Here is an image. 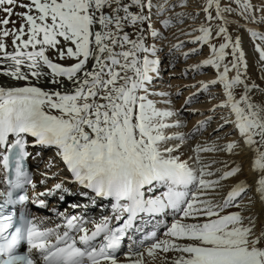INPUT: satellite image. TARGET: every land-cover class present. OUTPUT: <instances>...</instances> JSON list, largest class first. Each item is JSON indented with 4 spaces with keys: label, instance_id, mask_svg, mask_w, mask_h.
<instances>
[{
    "label": "snow or ice",
    "instance_id": "obj_1",
    "mask_svg": "<svg viewBox=\"0 0 264 264\" xmlns=\"http://www.w3.org/2000/svg\"><path fill=\"white\" fill-rule=\"evenodd\" d=\"M214 4L216 17L221 18L219 0H207L204 11L207 13ZM131 5L141 9L152 7L150 0L147 5L143 0H131ZM240 6L245 10L250 8L247 0ZM17 8L24 11H15ZM129 9L122 0H27V3L0 0V13H3L0 16V59L8 62V71L3 75L17 81L50 75V82L64 89L46 91L31 84L0 87V148L8 153L2 156V167L7 170L12 166L15 172V179L9 180V184L19 187L30 182L23 171V161L29 156L25 137H32L36 144L56 149L76 183L97 196L113 197L116 201L113 210L128 213L122 227L110 229L104 220L95 225L90 235L76 223L77 217L68 218L67 230L63 235L56 234L55 243H51L49 237L53 230L41 231L30 221L8 233L13 228V219L4 213V206L10 202L5 199L0 203V264H34L29 257L13 254L25 233L29 245L43 253L44 264H118L115 253L137 213H159L169 208L182 216L168 228L165 233L168 239L153 243L145 250L147 256L155 259L158 251H173L180 255L171 264H264V247H258L264 243V233L250 239L255 235L254 225L244 226L238 212L221 216L210 201L200 200L195 193L189 200V193L179 190L196 184L198 193H202L219 181L205 180L203 177L212 173L203 169L198 179L187 162L172 155L179 146H166L169 141H183L184 137L166 135V129L179 126L166 122L174 113L158 109L148 99L150 73L157 71L159 61L149 59L148 55L141 58V53L154 56L155 48L146 47L142 35L134 40L123 31L126 23L135 26L148 19ZM160 10L163 11L162 6ZM13 16L20 22L9 29L8 25L17 24L11 19ZM208 19H212L211 15ZM164 24L167 26L168 21ZM198 31L201 35L191 43L208 44L212 35L210 29L201 26ZM221 34L225 42L219 48L211 46L212 55L201 66L221 67L225 50L230 47L224 27L216 33ZM152 35L155 37L157 33L153 31ZM251 35L264 40V36L257 33ZM9 36L12 52L6 50L5 39ZM60 38L71 46L61 50ZM117 48L120 50L116 51ZM232 48L231 67L237 68L236 61H243L242 53L236 55L239 42ZM49 49L56 50L60 60L67 58L75 63L67 67L54 63L46 55ZM257 51L264 61V49L257 47ZM42 67L48 71H40ZM24 68L28 71H22ZM229 71L224 65L223 71L210 83L222 85L225 100L219 107L228 108L234 114L235 129L256 157L254 169L264 173V105L251 103L247 95L235 99L233 89L244 81L239 71L229 79ZM65 80L70 82V87L65 85ZM208 87V84L203 85L204 90ZM248 91L250 89L245 87V93ZM235 147L230 143L226 150L231 152ZM214 150L199 145L192 149L197 154V162L200 152ZM238 170L224 173L221 179L234 176ZM154 181L167 186V192L163 198L143 200L141 188ZM257 184V191L264 199V175ZM55 187L60 189L61 185ZM242 191L243 185L234 187L221 211L232 206ZM201 216L207 218L205 222H198ZM72 231L83 234L77 240L70 235ZM101 236L102 242L94 243ZM128 258L131 264H144L142 253H129Z\"/></svg>",
    "mask_w": 264,
    "mask_h": 264
},
{
    "label": "rangeland",
    "instance_id": "obj_2",
    "mask_svg": "<svg viewBox=\"0 0 264 264\" xmlns=\"http://www.w3.org/2000/svg\"><path fill=\"white\" fill-rule=\"evenodd\" d=\"M247 2L250 8L245 10L240 6L243 0H240V3L237 0H219V6L222 10L221 18L215 16V4L207 13L204 11L207 7V0H150L152 7L145 6L141 9V13L148 17L141 24L147 31L145 46L156 50L154 56L142 53L141 58L148 55L149 59L159 61L156 66L157 71L150 73L152 83L149 85L150 95L148 99L153 101L158 109L174 113L173 116L166 118V122L172 125L178 124L179 126L166 129V135H182L184 137L183 141H169L166 146L173 147L178 144L179 152L183 151L190 154L194 164L189 167L198 179L200 178L199 172L203 169L205 172L212 173V175L204 176L205 180L219 181L212 189L205 190L202 193H198L196 184L190 185L188 191L190 195L187 199L190 200L194 193L198 194L200 200L210 201L215 209L223 205L224 200L227 198L228 194L224 192V189L228 187V179L242 173V168L238 165V158L235 155L241 153L244 148L250 149L232 123L235 119L234 114L228 108L219 107L225 100L222 85H212L210 83L217 78L218 72L223 71L224 65H227L230 69L229 79L236 76V68L231 67L233 55L230 59L229 53L233 51L232 45H235L237 41L239 42V51L236 55L239 56L241 53L243 56L245 53L250 55L249 60L252 59L258 71L261 72L262 76L259 77V80L261 84L263 83L262 87H264V61L260 60L257 51V47L264 49V40L251 35L257 33L258 36H264V0H247ZM143 3L147 5L149 0H143ZM161 6L163 7L162 12L160 10ZM225 8L230 9L232 15L225 16L223 13ZM209 15L212 19H208ZM165 20L168 21L167 26L164 24ZM149 24L151 27H149ZM201 26L208 27L212 32L209 43H191L192 40L201 35L198 31ZM220 27H224L227 30V35L230 33L232 37H229L230 47L225 50V60L219 69L211 66H201L204 60L211 57V46L217 45L215 47L219 48V45L225 42L223 34L216 35ZM153 31L157 33V36L152 35ZM241 39L245 44L243 46L240 44ZM60 40L64 46H71L63 42L62 38ZM177 45L179 47H176ZM55 52L54 49L46 51V55L54 63L58 62L65 65L67 62H72L67 58L60 60L59 57L54 56L53 53ZM251 62L249 63L251 64ZM204 84L209 85L207 90L203 89ZM249 89L251 92L257 91L259 93L261 91L255 86ZM235 99L239 100L240 97L236 96ZM201 124L203 127H201ZM230 143H234L236 147L228 152L226 146ZM198 145L215 150L200 152L199 162H197V154L192 149ZM54 151L56 152V149H53V152L42 153L41 159L44 163L41 169L44 166H47V169H44L47 171L48 168L55 169L52 168L53 161L50 162V159L56 157H48V155H54ZM227 154H230V156H226ZM234 169H239L234 176L221 179L224 173ZM164 186L162 184L163 191L167 187ZM255 195L244 189L232 202V206L227 208L232 210L231 213L245 212L246 218L244 217L243 223L255 222L252 215L255 206ZM259 196L261 195L259 194ZM237 209L241 210L236 211ZM171 211L173 210L171 209ZM162 234L163 237L160 240L168 239L165 233Z\"/></svg>",
    "mask_w": 264,
    "mask_h": 264
},
{
    "label": "bare ground",
    "instance_id": "obj_3",
    "mask_svg": "<svg viewBox=\"0 0 264 264\" xmlns=\"http://www.w3.org/2000/svg\"><path fill=\"white\" fill-rule=\"evenodd\" d=\"M22 2L27 3V0H22ZM122 3L128 4L130 6L129 10L133 14H137V15L142 14L141 13V7L138 5H131V0H122ZM15 11H24V10L17 8V9H15ZM223 13L225 16L232 15V13L230 11H223ZM2 15H3V13H0V16H2ZM120 15L123 16L124 13L121 12ZM143 15H144V13H143ZM213 15H215V14H213ZM11 19L17 21V24L16 25H12V24L8 25L9 29H11L14 26H18V24L20 22L19 18L16 16H13ZM138 29H142L143 31L139 32ZM123 31L128 33L130 38L134 39V40L137 39L138 36L142 35L144 42H145L147 31H145L144 27L141 24H137V25L133 26L131 24L126 23ZM228 37H231L230 33H229ZM25 39H26V37H25ZM11 40H12L11 36H9L8 38L5 39V43L7 46L6 50L8 52L13 51V45L11 43ZM241 41H242L240 43L241 46L245 45L243 42V39H241ZM68 45H70V44H68ZM215 46H217V45H215ZM66 47H68V46H64V44L60 45L61 50L66 49ZM119 50H120L119 48L116 49V51H119ZM53 54L55 57H59L57 52H55ZM141 55H142V53L140 54V56ZM249 56L250 55L248 53H245L243 56L242 62L236 61V63H237L236 70L239 71L241 79L244 81V83L238 87L236 86L233 89V95L235 97L236 96L241 97L243 95H247L249 97L251 103H253L255 105H264V87H262L263 83L261 84V81L259 80V77H261L262 75L260 74L261 72L258 71L257 66L254 65L255 62L253 63L252 59L249 60V58H248ZM231 57H232V52L229 53V58L231 59ZM231 61H233V58L231 59ZM249 62H251V64ZM7 63L8 62L4 61L3 59H0V87H5V88H7V87H20V86H26L27 84H31L33 86L40 87L46 91H52V90L63 91L64 90V89L60 88L59 85H56V84H53L50 82V80H51L50 75L47 77H42L41 79H36L34 77H30L29 81L13 80L8 76L3 75V72L8 71ZM73 63H75V61L72 60V62H67V63H65V65H62V66H66V67L71 66V64H73ZM22 71L27 72L28 70L26 68H24V69H22ZM40 71L47 72L48 69L42 67L40 69ZM237 71H236V75H237ZM65 85L69 86V87L71 86L70 82H68L66 80H65ZM254 86H255V88H257L261 91L259 93L257 91L256 92L248 91L247 93H245V87H247L249 89V88H252ZM25 140H26V142H29V141L35 142L34 138H32V137H26ZM47 148H54V147H44V146H40L38 144H35V146L32 148H29V150H30L31 154H35L37 150L42 151V150H45ZM244 149H243V151H241V153L235 155L236 158H238V165L242 168V171H241L242 173L237 174L236 177H231L228 179V185H227L228 187H226L224 189L225 190L224 192L226 194H228L237 185H243L244 189H247V190L251 191V193L256 194L255 200H254L255 206H254V209L252 211V215H253L255 222L243 223L244 226H253L254 225L253 233L255 235L250 237V239H255V238L261 236V233H264V199H261V196L258 197V195L260 193L257 191V187H258L257 181L259 180L261 175H264V173L259 172L258 170L254 169V167H253L254 160L256 158L254 155L253 149L252 148H250V149L244 148ZM180 151H181V149H180ZM54 153H55L54 155H48V157H50V158L56 157L57 160L55 158V162L59 163L61 161L60 164H62V166H65V168H67L66 165H64V163L60 159V157L56 154L57 152H54ZM172 155L179 156L180 160L182 162H187L188 166H191L194 164V161L191 160L190 154H186L183 151L174 152V153H172ZM226 156H230V154H227ZM37 178L40 179V174L38 175ZM153 184L152 185H145L144 187L141 188L140 191L143 193V196H142L143 200L147 201V200H154L157 198H163L164 193H166L168 190L166 187L165 188L166 190L163 191L162 184H158L157 182H153ZM43 189L44 188H42L40 185H37V187H36L37 191H41ZM179 190L185 191L184 188H181ZM156 192H158V193H156ZM77 198L79 201H77L75 204L81 203L83 206L90 205V203L93 202L95 199L91 194H88V193L83 194V195L78 196V197H75L74 199L76 200ZM222 206L223 205H220L219 207L217 206L218 208L215 209L216 211L220 212L221 216L231 214L232 210H230L229 208H223V210L221 211ZM240 210L241 209H237L236 211H240ZM78 212H80V211H78ZM239 214L244 219V217L246 215L245 212L242 211V212H239ZM180 216H182V213L175 212L174 210L171 211V209L169 208V209H165L162 212H159L158 217H156V218L151 217L150 222L151 223L154 222L157 229L160 230L159 234L161 235L162 233H166L168 228L171 226V224L173 222H175V220L179 219ZM215 218L216 217H212V219H215ZM206 219H207L206 217L201 216L199 218L198 222H205ZM186 222H193V221H186ZM153 243H155V242L145 243L144 245L140 246V247H142V251L140 253L143 254L144 264H171V261L180 255V253L173 252V251H169L168 253L158 251L155 259H153L152 257L147 256L146 251H145ZM178 243L183 244V243H188V242L178 241ZM258 247H264V243H261L260 245H258ZM137 248H139V247L136 246L135 244L133 246L131 244H128L125 248V253H123L124 254L123 255V261L131 264V260L128 258L129 253H137V252H134V250H136ZM135 258H136L135 256L132 257L133 260Z\"/></svg>",
    "mask_w": 264,
    "mask_h": 264
}]
</instances>
